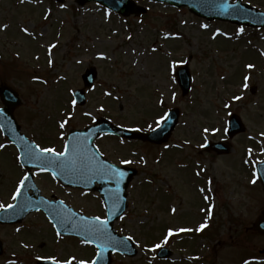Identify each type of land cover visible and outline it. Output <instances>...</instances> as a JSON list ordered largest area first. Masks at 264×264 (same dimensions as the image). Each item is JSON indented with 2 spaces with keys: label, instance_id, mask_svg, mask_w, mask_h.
Returning a JSON list of instances; mask_svg holds the SVG:
<instances>
[{
  "label": "rangeland",
  "instance_id": "obj_1",
  "mask_svg": "<svg viewBox=\"0 0 264 264\" xmlns=\"http://www.w3.org/2000/svg\"><path fill=\"white\" fill-rule=\"evenodd\" d=\"M244 1L264 10V0ZM139 3L146 16L125 19L98 4L80 7L76 0L64 7L52 0H0V85L20 90L23 104L15 116L23 132L44 145L52 144L89 65L98 69V82L87 105L74 111L75 123L80 118L84 125L92 123L93 114L142 129L166 111L180 109L167 146L126 142L120 148L114 138L100 142L111 160L127 159L139 168L127 213L115 228L133 237L139 254L116 256L112 264H264V237L250 230L264 210V190L254 171V164L264 160V30L241 32L197 18L186 8ZM183 65L193 77L186 95L174 77ZM245 76L250 77L247 89ZM107 94L118 100L104 101ZM233 114L247 130L230 141L226 133ZM53 138L58 140L57 132ZM209 141H224L233 152L223 156L203 150ZM4 142L10 144L0 133V204L7 206L24 171L18 154ZM36 182L49 198H63L88 216L105 215L95 193H65L48 176ZM170 206L178 211L169 216ZM202 224L210 228L199 235ZM168 226L191 231L165 245L172 258L158 261L155 246L164 245ZM0 241V264H37L48 257L75 263L95 255L77 239L56 238L37 214L14 227L0 226Z\"/></svg>",
  "mask_w": 264,
  "mask_h": 264
},
{
  "label": "water",
  "instance_id": "obj_2",
  "mask_svg": "<svg viewBox=\"0 0 264 264\" xmlns=\"http://www.w3.org/2000/svg\"><path fill=\"white\" fill-rule=\"evenodd\" d=\"M60 2H64L65 0H57ZM81 5H84L85 3L97 1L99 3H102L103 5L112 8L113 10L129 16L131 14L141 15L142 11H139L137 8L132 5V2L130 0H77ZM156 2H162L167 3L169 5H172L176 8L181 7H189L190 11L200 17H204L208 20H214L219 19L222 21H230L237 24H245L250 26H264V15H261L260 13H257L256 11L247 8V6H242L240 2L237 4L231 3V0H151ZM94 77V76H93ZM91 79L87 82V85L91 83ZM179 82L180 86L182 87L183 91L187 93L190 90V84L191 79L190 75L185 68L183 71L179 73ZM3 99L9 106L6 111L1 112L2 118H11L10 114L12 112L13 107L16 105V102L18 103L17 97L14 94H10L8 90H1L0 91ZM81 99V97H79ZM9 120V119H8ZM178 120V112L174 111L170 113V116L168 120L165 122V124L161 127L160 130L157 132L152 133L151 135H138V134H132L130 132H126L121 129H117L115 127H112V129H109L110 133L117 134L119 136L127 137V138H139L145 141H149L152 143H162L166 142L168 138L170 137L172 131L175 129L176 123ZM231 133L230 136L233 137L235 134L242 132L243 127L240 123V120L237 116H234L233 120L231 121ZM5 133L8 135L10 139L14 141V143L18 144L22 151V156L24 157L23 161H27V156L25 155L28 151L27 148H24L22 145L28 144L24 137L19 135L17 129L15 128L14 131H9L8 128L4 127ZM91 131V130H90ZM26 143H25V142ZM31 145V144H30ZM211 149L217 152H223L227 153L229 150L228 148H225L224 145L216 144L211 145ZM31 149V147H30ZM25 153V154H24ZM25 164V162H24ZM132 175H130L129 180L131 179ZM261 178L262 183L264 185V168L261 169ZM125 184L123 186V189L126 188ZM107 202H112L114 200V193H112V197L110 198V195L107 197ZM124 204L125 201L123 200V208L120 212V214L124 211ZM3 213L0 216V221L3 222V219L1 218ZM257 228L264 232V217L260 221V223L257 225ZM85 229V228H84ZM110 229L112 230V223H110ZM83 233V232H82ZM81 232H71L70 234H64V235H76L79 237H83ZM87 240H91L96 245H99L102 243L101 240L96 239V237L89 236ZM123 245L117 243L113 244L110 249H107V245L105 247H99L100 253H99V262L96 264H110V254L113 250H118L121 253H126L134 256L136 252L134 249L132 250V243L123 241ZM1 252V246H0V255ZM103 258V259H102Z\"/></svg>",
  "mask_w": 264,
  "mask_h": 264
},
{
  "label": "snow or ice",
  "instance_id": "obj_3",
  "mask_svg": "<svg viewBox=\"0 0 264 264\" xmlns=\"http://www.w3.org/2000/svg\"><path fill=\"white\" fill-rule=\"evenodd\" d=\"M61 7H64V5H61ZM7 27V26H5ZM204 27H207V25H204ZM24 32H28V29L25 28L23 29ZM241 32H243V29H240ZM52 47H55V45H52ZM51 64V61H50ZM249 68H252L253 65H248ZM250 79V77L245 76L244 80L245 83L243 85V87L245 89H247L249 87V84L247 83V81ZM242 97L240 96H236L234 97V99L236 100H240ZM73 103H75V101H73ZM67 123V121L61 122L60 123V128H64L65 124ZM205 131H208L207 129H205ZM0 147H3V145H0ZM36 148V152H32L31 149L28 150V158L29 159H33L35 158L37 161H39L43 167H42V171L47 170L50 167H56L59 168L61 171H72V172H80L81 174L84 173H93L97 176H99L100 178H104L105 176L111 175L112 177L115 176H119V177H123L125 175L124 172H120L118 169L114 168L111 165H107V164H103V163H98L95 164L93 166V161H92V157L87 155V150L79 144H74L72 146V150L70 151L69 149V145L65 144L64 145V150L62 152H58L55 148H51V147H41L39 144L35 145ZM47 154V155H46ZM77 159H79L80 164L79 167H77L76 165V161ZM121 163L124 164H131L132 161L130 160H123L121 161ZM55 175V174H54ZM28 177L25 176L19 183V187H17L15 195H13L12 199L15 200L20 194H21V188L24 187V181L27 180ZM253 183L256 182L255 179H253L252 181ZM207 198V197H206ZM7 208H14L15 205L13 204H8L6 206ZM5 208L4 204H0V209ZM173 211H175V209H173ZM87 218L85 217H81L82 221H86ZM96 221H99V225L92 227V228H87L85 230H88L90 232L91 235L95 236L96 239L101 240L102 243L97 245L98 247H105L106 244L108 243H112V244H117V243H121L120 241H116L114 237H112L109 233H107L106 230V225H107V220H103L101 221L100 217H95V220L93 221V224H95ZM205 227H207L206 224H202L200 226L199 229H197V231H202ZM17 231H19V229H17ZM179 231L183 232V231H191V229H180ZM59 231H57V236H59ZM173 235V231L171 229H169L168 231V236ZM125 241H131L133 240L132 236H127L124 237ZM85 243H92L91 240H86L84 241ZM165 243L168 242V238H165ZM155 247L159 248L161 247V245L157 244ZM53 260V264H61L60 261L56 260L55 257L51 258ZM75 259V258H73ZM64 264H72V260H67L64 262ZM79 264H96L95 260L92 261H84L81 260L79 262ZM245 264H248V262L246 261Z\"/></svg>",
  "mask_w": 264,
  "mask_h": 264
}]
</instances>
